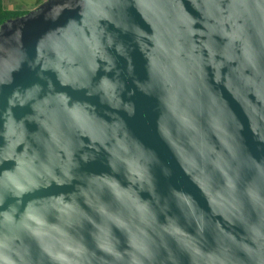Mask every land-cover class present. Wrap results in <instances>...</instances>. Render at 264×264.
Segmentation results:
<instances>
[{
  "label": "water",
  "instance_id": "water-1",
  "mask_svg": "<svg viewBox=\"0 0 264 264\" xmlns=\"http://www.w3.org/2000/svg\"><path fill=\"white\" fill-rule=\"evenodd\" d=\"M0 264H264V0L0 25Z\"/></svg>",
  "mask_w": 264,
  "mask_h": 264
},
{
  "label": "rangeland",
  "instance_id": "rangeland-1",
  "mask_svg": "<svg viewBox=\"0 0 264 264\" xmlns=\"http://www.w3.org/2000/svg\"><path fill=\"white\" fill-rule=\"evenodd\" d=\"M47 0H3L6 9L17 12H30Z\"/></svg>",
  "mask_w": 264,
  "mask_h": 264
},
{
  "label": "trees",
  "instance_id": "trees-1",
  "mask_svg": "<svg viewBox=\"0 0 264 264\" xmlns=\"http://www.w3.org/2000/svg\"><path fill=\"white\" fill-rule=\"evenodd\" d=\"M26 13H28V12L23 13V12L8 10L4 7L3 0H0V25H2L6 21H8L14 17H18V16H21V15L26 14Z\"/></svg>",
  "mask_w": 264,
  "mask_h": 264
}]
</instances>
